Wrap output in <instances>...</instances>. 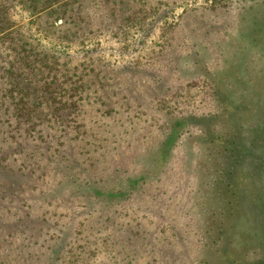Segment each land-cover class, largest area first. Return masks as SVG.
<instances>
[{"label": "rangeland", "instance_id": "rangeland-1", "mask_svg": "<svg viewBox=\"0 0 264 264\" xmlns=\"http://www.w3.org/2000/svg\"><path fill=\"white\" fill-rule=\"evenodd\" d=\"M0 10L1 24L14 26L0 41V106L13 107L2 67L13 39L36 61L52 60L69 99L59 121L0 116L4 162L27 175L24 184L1 178L15 188L0 187V264H201L217 248L207 247L214 240L202 213L218 219V167L231 184L223 196L241 204L238 216L222 217L220 245L232 262L264 264L263 0H0ZM171 116L190 118L186 131L164 141L165 172L161 162L132 200L87 209L73 187L58 185L54 149L92 180L118 168L138 174L154 163ZM220 121L233 128L234 146L218 140ZM220 148L229 152L218 156Z\"/></svg>", "mask_w": 264, "mask_h": 264}, {"label": "trees", "instance_id": "trees-1", "mask_svg": "<svg viewBox=\"0 0 264 264\" xmlns=\"http://www.w3.org/2000/svg\"><path fill=\"white\" fill-rule=\"evenodd\" d=\"M264 1V0H263ZM3 15V12L0 10V20ZM1 24V22H0ZM14 26L13 25H6L5 23L0 25V41L4 40V38H7V36H10L13 33ZM15 45L10 46L15 52L9 53L10 55V60H8L7 63H5L4 67V75L8 78L9 82L7 83V91H9L11 97H12V103L11 105L12 110H10L6 106H0V116L4 117H11V116H16L19 120L21 117L28 119V121H33L34 119H40L42 117H45L46 119L50 121H59V117H63L65 115V112L67 109H69V99L66 98V101H64L65 96H60L62 94L58 93V87L62 88V84H66L67 82H61L59 80V77L61 78V75L59 76L58 72H60L59 69L56 70V68H53L54 65H49V62L52 60H49L47 57H43L41 62L36 61L27 51L26 49L22 50V47H25L24 45H20L19 43H16V41L13 39ZM45 63V64H44ZM56 63V62H55ZM87 81L86 84H88ZM94 83V82H93ZM76 82H74V85ZM6 85V84H5ZM259 85H262V82H260ZM67 87V86H66ZM67 93L72 91L74 88H66ZM89 89V87H87ZM262 94L264 95V88L261 89ZM73 96V95H71ZM213 96L215 97L219 107L224 106L222 103L225 93L223 88L219 86V84H215V87L213 89ZM60 98V100H58ZM239 99V98H238ZM77 103V102H76ZM3 109H5V112L3 113ZM240 113L242 111V107L237 108ZM263 111L260 109L257 111V115H261L263 117ZM229 109L224 110V114L228 116ZM246 115L248 117L252 116L246 112ZM70 116V113H69ZM260 116V117H261ZM40 117V118H39ZM172 117H170L169 122L165 125V128H167V132L164 134V137L159 140L158 144L155 146L156 150L158 149V152L156 153V156L152 159V162L150 163L151 166L147 168H143L141 171L138 172V174L134 173L133 175L128 174L127 171L122 172V168H118L116 171H114L113 176L106 180L103 181L102 179L100 180H92L90 176L81 175V173H77L76 170L82 167V164L79 162H75V164L70 165L68 163V160L63 161L64 156H62L61 151L58 149H54L52 153L53 158L57 161L56 166L60 167L62 170V179L58 183L60 186H69L71 188V194L74 197H83L84 200V207L87 209L91 208V205L94 204L95 202H104L106 203V207H108L107 212L110 210H113V208L116 205H120L126 201L132 200L136 195H138L140 192L143 191L145 184L150 183V180L157 179L159 174H162L165 172L166 169V162L163 161V157H166V155H162L164 151L167 149H172L171 147L167 148L164 145V141H174L177 143V141L182 137L183 133L186 131L185 128L188 126V124L185 122L186 120L189 119H178L175 117L174 120H172ZM217 118V117H216ZM264 118V117H263ZM191 119L193 121H201L198 120L195 116H191ZM249 118L248 122H251ZM221 127V132L218 137V140H226L227 144L235 145L237 142L234 140L236 136H234V131L233 128L228 125V123H225L223 121H220ZM65 124V120H63V125ZM187 124V125H186ZM68 125H65L67 127ZM202 130V129H201ZM203 135L206 133V130L202 131ZM222 133L224 135H222ZM225 136V137H224ZM45 137V136H44ZM48 137V136H47ZM232 137V138H231ZM47 139V138H46ZM177 140V141H176ZM175 143L172 144V146H175ZM165 146V147H162ZM221 150L220 153L218 154H226L229 152L228 149L220 148ZM159 153V154H158ZM235 153V151L231 152L230 154ZM0 155L2 154V150H0ZM32 155V154H31ZM161 156V159L160 157ZM11 158L8 156H1L0 157V187L2 188H7V189H13L15 188V185L11 183H4L1 181L2 175H8L10 176L13 181H21V183L24 184V178H27V175L24 173V168L20 167L19 169H13L11 167L12 164H5L4 161H7ZM2 161V162H1ZM16 161V160H15ZM13 161L12 163H15ZM163 163V170L159 172V174H155L156 172H152L154 168H156L158 165ZM29 165H32L29 163ZM13 166V165H12ZM77 166V167H75ZM232 166L231 163H229L228 167ZM30 167V166H27ZM226 168V167H225ZM233 169V168H231ZM158 171H159V166H158ZM231 174H234V171H231ZM117 173V175H116ZM136 174V175H135ZM146 174V175H144ZM153 174L155 176L153 177ZM217 179H215L217 182V191L220 194L222 199L219 197L218 199H214L217 202L220 201V205H217L215 210V216H218L217 220H211L209 219V214L207 211L203 210V217L205 218V221L203 220V224H205V229H204V235L208 239L214 240L213 245L209 247L213 251V248L217 247L214 249L213 252H209V257L206 258L204 257L203 260L201 258V264H242V260H235L231 261L232 259L230 258L231 254L230 252L223 250L222 244H223V227L225 226V222L223 221L222 217L226 216L228 212L226 210H230L231 214H235L238 216V210L240 209V202L238 199H233L231 198L228 199L227 195L223 196L225 193L224 190H226L228 193V188H230L231 184L230 182H227L228 174L224 173L223 170L218 167L214 171ZM158 176V177H157ZM68 180V184L64 180ZM234 178L231 179L233 181ZM20 183V184H21ZM6 189V190H7ZM62 189H55V193H61L65 194V190ZM5 189H3L4 194L2 193L1 195H7L8 190L6 192ZM10 193V192H9ZM87 197L91 200H87ZM211 202H214L211 200ZM234 202L236 204L234 205ZM216 203V202H214ZM204 207V206H203ZM89 213V211H87ZM27 218V217H26ZM21 219V218H20ZM221 219L222 221H219ZM31 220V216L28 215V218L26 221L29 222ZM209 220L211 221L210 223H213V226L209 225ZM45 223V222H44ZM234 227V226H233ZM220 233H216V232ZM25 232V231H24ZM221 244V245H220ZM207 252V251H206ZM227 257L229 260H227ZM229 261V262H228ZM245 264H250L246 263ZM258 264H261L259 262Z\"/></svg>", "mask_w": 264, "mask_h": 264}]
</instances>
